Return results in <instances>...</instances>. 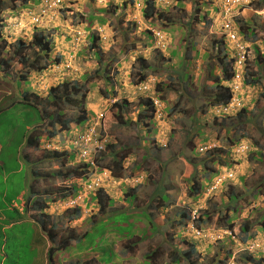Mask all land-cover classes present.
I'll return each mask as SVG.
<instances>
[{"label": "rangeland", "instance_id": "374dc122", "mask_svg": "<svg viewBox=\"0 0 264 264\" xmlns=\"http://www.w3.org/2000/svg\"><path fill=\"white\" fill-rule=\"evenodd\" d=\"M165 1L158 2L150 17L141 12L142 3L134 6L129 0L114 1L102 7L94 0H78L66 14L71 25H80L81 29L97 27L103 61H109L110 66L103 62V68L96 71L98 64L92 51L88 45H81L70 71L63 70L61 65L57 67L65 72L67 79H75L85 87L87 108L93 109V117L103 110L102 106L97 107L103 97L125 99L128 103L120 110L109 104L103 116L95 120L97 130L102 124L100 139L106 138L105 150L99 154L101 164L105 166L125 155L121 176L111 177L102 187V192L113 199L105 202L104 209H100V203L95 200V192L83 190L77 206L80 215L69 219L67 214L73 217L75 211L67 213L66 208L71 211L75 207L63 204L62 195H71L65 190L71 187L67 180H73L66 177V169L71 167L67 155H52L41 144L30 150V163L24 155L31 147L28 136L40 124L44 140H58L56 136L62 131L49 138L45 130L50 127L47 113L53 108L44 112L43 121L40 107L45 104V98L38 102L40 107L24 102L22 91L18 99L16 77L20 74V64L16 61H12L14 66L7 71L10 78L0 76V210L6 209L8 216L5 221L1 219L4 214H0L1 264H41L42 252L49 246L45 237L41 238L39 224L22 215L12 227L2 229L10 219H18V213L8 209V203L12 197L18 208L19 199L14 196L19 190L24 194L30 192L28 185L34 180L30 169L38 171L34 186L51 192L47 215L50 221L57 222L58 236L87 233L82 240L70 242L67 250L58 251L60 262L57 264H173V253L187 246L186 239L190 243L195 241L185 236L183 223L189 208L192 210L198 205H201L200 213L210 215L208 219L202 218L201 224L206 228L224 229L229 222L236 231L245 223L251 230L259 228L258 219L264 212V0H251L249 7L239 14L249 28L243 31L249 47L246 73H251L256 82L248 84L243 95L248 109L226 119L210 115L211 92L215 89L211 86L220 77L216 53L219 49L220 53L224 51L219 42L222 21L219 22V11L213 9L216 0L209 5L207 1L212 0ZM21 2L5 0L4 6L13 7ZM81 13L91 15V26ZM157 29L164 34L159 31L161 36L156 37ZM250 29L253 33L248 31ZM223 41L227 52L230 46ZM144 61L149 68H143ZM83 73L88 77H82ZM143 74L147 82L154 83L155 95L161 99L162 115L150 124L136 117L141 108L138 103L141 96L139 86L135 92L133 85ZM7 83L11 84L7 86ZM237 83V80L232 81L233 85ZM21 85L26 91L32 88L27 82H20ZM46 89L44 84L39 88L40 91ZM176 102L180 105L179 111L172 108ZM77 110L76 106L66 107L64 116L73 118ZM208 140L217 143L214 150L223 161L221 165H232L237 174L228 183L229 189L226 183L221 192L201 204L203 187L193 197L189 195V187L194 186V181L203 185L214 174L215 164L210 162L209 151H197V147ZM242 141L247 149L237 152L235 149ZM127 181L136 182L130 185ZM129 187L135 188L131 203L126 202L124 195ZM230 187L238 194L236 211H227ZM257 192L258 196L253 198ZM163 194L168 201L160 199ZM219 210H222L221 217ZM146 231L148 233L144 234ZM56 244H61L58 238L54 246ZM127 245L129 252L122 251V246ZM92 248L97 251H91ZM206 249L195 253L192 262L181 260L179 264H250L248 254L226 239L208 244ZM92 256L94 259H90ZM228 257L229 260H225Z\"/></svg>", "mask_w": 264, "mask_h": 264}, {"label": "clouds", "instance_id": "9594fccd", "mask_svg": "<svg viewBox=\"0 0 264 264\" xmlns=\"http://www.w3.org/2000/svg\"><path fill=\"white\" fill-rule=\"evenodd\" d=\"M77 1L78 0H22L20 5L13 6V7H9V6L6 7L4 6L5 0H0V3L2 4L1 11H0V39L3 37L9 42L8 44H6L5 49H4L5 52L2 54L4 58H8V57L11 58V54L13 52V48L11 44H13L15 41L17 42L19 39H21L25 43H29L32 40L33 34L36 32L42 33L49 42L50 51H48V55H46L43 50L39 49L32 43L26 44V46L29 48L28 57L30 58V56H36L37 54L40 57V60L38 61L39 65L42 66V64H44L45 66H47L46 68L41 69L40 71L39 69L38 70H28L27 66H23L21 63H18L16 60L11 59L12 61H16V64H20V67H19L20 74L18 77H16V82L18 84V99H20V95L22 91L23 100L26 98V101L24 102L28 101L31 104H34L40 107L41 104L38 102L41 101V98H45L46 100L45 104L41 105L40 107L41 111L42 109L44 110L43 112H46L48 108H53L55 112L58 111V108L56 111V109L51 104L48 103L49 101V96L47 98L48 89L50 88V86H54L58 84V82H61L63 80H69L67 79L66 75H63L65 72L64 71L61 72V69L57 66L61 65L63 70L70 71V68H72L73 66L74 58L75 57L78 58L81 45H88V49L92 51L93 56L97 60V64H98L96 71L99 72L103 68V62L105 63L106 66H110L108 65L109 61H103V52L101 51L102 48L100 47L101 38H100V34L97 31V27L81 29L80 25H77V26L71 25L66 20V14L71 12L70 10L71 7ZM94 1L95 2L97 1L98 6L102 7V6H107L108 4L113 3L114 1H119V0H94ZM160 1L166 2L165 0H154V9H155V6ZM124 2H126V0H122V3ZM129 2L133 4L134 6L139 3H142L143 10H141V12L145 15V11H146L145 0H129ZM250 2L251 0H240V2L233 5L231 9L227 13H225V10L227 8V6L225 5V0H216L217 6L219 9L218 17L220 16L219 22L222 21L221 23H219L220 24V28H219L220 35L225 40L226 46L228 44H234V49L232 46H230L227 52L223 51L225 52L227 61L229 62L228 63L229 71L232 74L231 78L230 80H227V81H223V80L221 81L220 77L222 76H221V65H220V77L219 79H217L220 81L221 84L227 86L230 89V93H231L230 99L226 103H215L214 96H213L214 92L211 93L212 101L210 104L211 105L210 115L216 119H226V117L231 114L241 115V112L243 109L244 110L248 109L247 107L248 103L244 101L243 95L247 91L246 90L248 88L247 85L250 84L245 80L247 79L246 68H247V64L249 61V57H248L249 47L245 40L243 42L238 41V39L240 37H244V35L242 33H239L241 31L240 30L241 27L237 20L238 18H240L239 14L242 11H244V9L249 7ZM74 12L75 14H77L79 11H74ZM83 15L85 16L86 20H89L88 25L91 26L92 24L91 15L90 16L85 15V13ZM145 17L147 16L145 15ZM226 22L229 23L231 27V31L235 33L237 41L240 44L246 45L248 54L246 55L245 59L241 61L240 63L238 62L240 58H239V55L237 54L236 43L234 40L230 39L229 37V33H228L229 30L225 27ZM157 30L158 31H156L154 35L156 37H160L161 33L159 31L161 30L160 29H157ZM54 33L56 37L54 36ZM162 33L164 34V32ZM149 34H150V31L148 32V35ZM58 39L60 40L58 41ZM138 57H141V55ZM142 60L143 59H141V61ZM144 65H145V61H144ZM144 65H143L144 69L149 68V67H145ZM11 66L13 67L14 65H11ZM10 68H8L5 71L0 72V76L2 77L6 76L7 78H10V74L7 73V71ZM237 73H239V77H237ZM21 74H25L24 79L20 77ZM82 77L87 78L88 76L83 73ZM251 77H252V74L249 73L248 78H251ZM145 78L143 80L137 81L133 85L134 86L133 89L135 90V92L137 91L136 88L139 86V90H140L139 96H141L139 98H141L140 99L141 101L138 103H139V107L143 108V109L140 108L138 110L136 117L140 120H143V118H145L144 120H148L146 124H150L151 121L155 117L162 115V112L160 110L161 99L160 97H157L155 95L154 83L147 82ZM233 80H237L239 83H237L236 85H233L232 84ZM69 81H73V84L74 83L79 84L83 87V90L86 95L84 106L87 108V103H88L87 96L88 95H87V90L85 89V87L82 84H80L78 81H76L75 79L69 80ZM20 82L23 84L24 82H27V85L29 86L30 84H32V88L26 91L24 85H21L20 87ZM157 82L155 83V86ZM8 84H11V83H7V86H9ZM43 84L44 86L47 87V89L40 91L39 88H41ZM212 84L213 85L211 86V89L213 87L216 88L215 86L216 84L215 83H212ZM77 97L78 98L80 97L79 94ZM143 100L147 101L148 104L143 106L142 104ZM117 101H118V98H110V99L104 98V97L101 98L97 107L102 106L103 110H101L99 114L96 115L95 113V116L93 117V114H92L93 109L88 110L87 108V111L90 114V118H89V121L86 123L85 128H82L79 126L78 128H76L77 126L75 123L71 124V128L69 130L68 129L61 130L60 126H57L55 129L56 133L58 131H62L60 135L56 136L58 137V140L51 141V140L42 139L41 147L45 150H48V151L50 150V152H52V155H60V154L65 155V156L67 154L70 155L71 152L74 151V147H76L75 155H71L72 158L67 155L66 160H69V162L71 163V167H67L66 169L67 174L72 173L73 172L72 169L76 168L77 166H80V164H83L84 162L89 165V171H86L84 169V173L82 174V176L75 177V178L72 177L73 180H67V181H70L71 187L73 185H76L79 187L75 189L71 195H68V197L64 199L63 204H66L67 206H69V208L71 207L76 208L78 205H80V202H79L80 192H82L83 190H89L87 193H89L90 191L95 192L96 195L98 191H102L103 190L102 187L104 183L106 182V180L109 181L111 177H116L112 175V172L115 169V166H114L115 162H119L120 158H123L122 159V162H123L125 158V155H122L118 159H112V161L108 163L112 165V170H110L109 168H106L107 167L106 164L105 166H103L101 162L99 161V157H100L99 154L101 150H105L106 145L103 142L106 141V138L103 140L100 139V131H101L102 124L99 126V130H97L95 128L96 126L95 120L96 119L99 120V118L103 116L102 113L105 112V108H107L109 104L112 103L115 106V103ZM70 106L77 107V106H80V103L73 101L71 105H68L66 107H70ZM179 106H180L179 103L176 102L172 106V108L174 109V111H179L180 110ZM65 108H63V110H65ZM172 108L169 109L170 112L173 110ZM141 112H144L143 114L146 117H143L142 115L143 118H141L140 116ZM48 120H49V117H48ZM39 126L38 128L41 129V126L40 127ZM47 129H51V127L49 128L46 127L45 130L47 131ZM56 133L52 137H54ZM199 133L200 132H198V134ZM52 137H49V138H52ZM63 138L65 139L61 141V139ZM32 148L33 147H30L24 155L28 156ZM216 148H217V143L214 140L213 141L208 140V141L202 142L197 147V151L200 153H205L209 151V153H211V152H216V150H214ZM246 149H247L246 143L242 141L236 147L235 150L237 152H243ZM55 151H56V154H54ZM74 162H76V165H74ZM211 163L212 165L215 164L214 165L215 171H214L213 176L208 177V178L204 177L207 179L203 185L199 181H194V186L199 185L198 192L191 194L190 190L193 189V186L189 187V195H191L192 197L196 194H199L201 191V188L203 187V190L200 194L202 195L201 204H203L205 201L212 199L215 196V194L221 192L226 183H227L226 186L229 189L228 183L232 182L235 179L236 174H237V171L232 168V165L229 166V164L227 163V165L223 167V165H221L223 161L219 160V158H215L214 161L211 160ZM206 167L208 168V165ZM30 173H31V169H30ZM67 174H66L67 179H70L71 177H68ZM32 177L35 180L37 176H34L31 173V178ZM34 180L31 181V183L34 184ZM71 182H73V184ZM135 182L136 181H127L126 183L130 185H135L134 184ZM82 187L83 189H81ZM104 190L108 192L107 189H104ZM228 194L229 196L231 195L236 196L232 200H229V203L235 202V201L239 202L238 194L233 192V187H230V191ZM257 196H258V192L253 194V198ZM163 197H166V199H164ZM160 199L162 201L169 200V198L165 194L161 195ZM8 205H9L8 209H13V211H16L19 217L22 214V216H25L27 220H31V222L34 221V218H30L29 216H27V214L22 212L21 205L18 204L19 207L17 208V205H15L14 202H11V201L8 203ZM19 208L20 210H18ZM200 209H201V205H198L197 208H194L192 210L190 207L186 215V220L183 223V225H185L184 227L185 236H189L195 239L194 241L195 243L194 242L190 243V240L186 239L187 246L184 249H187L189 244L193 245L194 246L193 253L191 254L190 258H187V256L183 254L184 249L178 250L177 254L173 253L171 263L179 264L181 260H184L186 262H192L194 260L195 253L198 254V253H201L202 251H206L207 250L206 246L208 244L216 243L218 241H224L225 239L227 241H231L232 243H235L240 251H243L246 254H248L250 264H262L264 262V231L260 229V226H262V223H263V221L261 222L260 218L262 217V215H264V212L261 214V216L258 219L260 223L259 228L257 230H252L254 233L253 236L247 239L246 241H242L241 240L242 233L240 232V229L239 231H236L235 229H233V226L232 228L228 227V224L231 222H229L224 229L215 230L210 227L206 228V226H203L201 224L202 218L208 219L210 215L207 213H204V214L200 213ZM5 210L6 209H3V211L0 210V214H4L2 218H8V216L5 213ZM221 212L222 210H219L218 212V216L220 215V217H221ZM19 217L17 221L10 219L8 223L12 222L13 224H15L16 222H19L20 221ZM178 220H179V217H178ZM6 225H4L5 228L7 227ZM125 249L127 250L125 251ZM128 250H129L128 245L122 246V251L129 252ZM42 254H43V261L41 264H48L49 262L47 259V249L46 251L43 250ZM146 256H148V253L146 254ZM57 257H58V252L56 253V255H54V258L52 259V262H51L52 264L54 263L55 260H57L56 264L60 262V260ZM175 258L176 260H174ZM225 260L228 261L229 257L226 258ZM102 263L109 264V262H106V263L102 262ZM69 264H73V263L70 262Z\"/></svg>", "mask_w": 264, "mask_h": 264}, {"label": "trees", "instance_id": "16d2710c", "mask_svg": "<svg viewBox=\"0 0 264 264\" xmlns=\"http://www.w3.org/2000/svg\"><path fill=\"white\" fill-rule=\"evenodd\" d=\"M177 1H181V0H177ZM211 2H213V0L209 1V2L207 1L206 4L209 5V3H211ZM1 6H2V4L0 3V11H1ZM145 9H146L145 15L147 17L151 16L153 14V11H154V0H145ZM213 9H214V11H219L217 3ZM238 22L240 24V27L242 28L241 29L242 31H240L239 33L243 34L244 29H249L248 23L242 17L238 18ZM248 31L250 33H253L252 29H250ZM244 40H245L244 37H240L238 39L239 42H243ZM219 42L223 46L221 49L225 51V49H223L224 48V44H223L224 41H223L222 37H221ZM8 43L9 42L5 38L2 37L0 39V72L5 71L8 68H10L11 61H12L11 59L16 60L18 63H21L23 66H27L28 70H38L39 69V71H40L41 69H44L47 67L44 64H42V66L39 65L38 61L40 60V57L34 51L33 52L36 54V56H30V58H29L28 57L29 48L26 46V44L32 43L33 45H35L39 49L43 50L46 55H48V51H50L49 50L50 49L49 48V42L42 33H40V32L34 33L32 40L29 43H25L21 39H19L17 42L15 41L13 44H11V46L13 48L11 58L10 57L4 58L2 54L5 52L4 49H5L6 44H8ZM229 46H232L234 49V44H231V45L229 44ZM216 54L218 55L219 63L221 65V76H222V77H220L221 81L222 80L223 81L230 80L232 74L229 71V65H228L229 62L227 61V57H226L225 52L220 53V49H219V51H217ZM263 56H264V54H263ZM139 59L141 61L142 58L139 57ZM144 66L149 67V65H147V64H145ZM210 72H212V71H210ZM185 75L186 74L183 72V78L185 77ZM248 75H249V73H247V79H245V80L248 83H255L256 80L254 79V77L248 78ZM24 76H25V74L20 75V77L22 79H24ZM144 78H145V75H142L141 77H139V79H137L134 82L136 83L137 81L143 80ZM215 84H216L215 85L216 88L213 91L214 92V95H213L214 96V102L215 103H226L230 99V95H231L230 89L227 86L221 84L219 80H217L215 82ZM157 90L159 91L160 88H158ZM82 93H84V94H82ZM78 94L80 96L79 98L77 97ZM48 96H49L48 103L51 104L56 109V111L58 108L57 112H55L53 110L52 113H47V116L49 117L47 124L51 127V129H47V136L48 137H52L56 133L55 129L57 126H60L61 130H63V129L69 130L71 128L72 123H75L77 127L78 126L82 127V128L86 127V123L89 121L90 114L87 111V108L84 106V101H85L86 95H85V92H84L83 87L81 85L75 84V83L73 84V81L63 80L61 82H58V84H56L54 86H50V88L48 89V92H47V98H48ZM23 101H26V98ZM73 101L80 103V106H77L78 107L77 115L73 118L63 116L64 115L63 108H65L68 105H71V103ZM26 103L31 104L28 101ZM142 104L144 106V105L148 104V102L143 100ZM126 105H127V103H126V100H124V99L117 101L115 103V106H117L116 108L118 110L126 107ZM150 109H151V107H150ZM43 111L44 110L42 109V111L40 113L42 120L44 119V117L46 115V113H44ZM243 111H245V110L243 109L241 113H243ZM143 113L144 112L140 113L141 118L146 117ZM142 115H143V117H142ZM119 118H121V117L119 116ZM144 119L145 118H143V120ZM42 139H43V133H42L40 128L36 127V129L33 131V133L28 136L27 142H28V145H30L34 149H37V147H40V144L42 143ZM232 141L233 140L231 139V142ZM75 148L76 147H74V151L71 152L70 155L67 154L69 157L72 158L71 155H75V152H76ZM54 154H56V151L54 152ZM26 157H27V160L29 161V156H26ZM215 158H219V160H222L220 156L219 157L217 156L216 152L209 153V159L214 161ZM122 159L123 158H120L119 162H115V164H114L115 169L112 172L113 176H116V177L121 176V173L123 170V167L121 164ZM211 160H210V162H211ZM106 166H107L106 168H109L110 170H112L111 164H106ZM84 169L86 171H89V165L85 162L83 164H80V166H77L76 168L72 169L73 172L68 173L67 176L71 177V178L72 177H74V178L80 177L84 173ZM31 173L34 176H38V171L36 169H31ZM28 188H29L30 192L26 193V194L22 193V201H21V199L18 200L19 205L22 206V212L27 214V216H29L30 218H34V221L32 223L36 222L39 224V226L41 228L40 232L42 234V237L41 236L40 237L43 239V236H44L45 237L44 239H46L49 242V246L47 249V259L49 262L48 264H52L51 262H52V259L54 258L55 252H58L59 250H65V249L67 250L69 248L70 242H77V241L82 240L87 233H84L83 235H79L78 233L77 234L71 233L69 236H66V237H64L62 235L58 236V234L56 232L57 223L50 221L49 215H47V213H46L48 206H49L47 201H48V198L51 197L50 196L51 192L40 191L34 186L33 183H30L28 185ZM77 188H79V187L76 185H73L72 187H69V189H65V190H68L69 193L72 194L73 191ZM134 189H135L134 187H129L128 191L124 193V195L126 196V202L131 203L132 197L135 198V196L132 195ZM198 191H199V185L193 186V189L190 190V193L193 194V193L198 192ZM19 192H21V191L19 190ZM100 192L103 193L102 191H98L97 195L95 193V195L97 196V197L95 196V198H96L97 202L100 203V209H104L105 202L108 201V203H109V202L113 201V199H109V197L106 196L104 193H103V195H101ZM130 195H132V196L128 197ZM16 196L17 195L14 196V199ZM62 197L65 199L68 196L66 193H64L62 195ZM235 197H236L235 195H231V196H229V200H232ZM163 198L166 199V197H163ZM236 206H237L236 202L228 203L227 211H236ZM66 209L65 210L67 213H70L73 210L75 211L73 217H71V215L67 214L69 219L78 217L80 215V212H81L79 207H76V208L72 209L71 211H69L70 209H68V208H66ZM18 217H19V215H18ZM260 220H261V222L263 221L262 226H260V229H262L264 231V215H262ZM29 221L31 222V220H29ZM232 226H233L232 223L228 224L229 228H232ZM240 232L242 233V237H241L242 241H246L247 239L251 238L254 234L253 231L250 229L249 224H247V223H245L244 225H242L240 227ZM146 233H148V231L144 232V234H146ZM57 238L59 239V242H61V244H59V245L56 244L54 246V243L57 241ZM91 251L95 252L97 250L92 248ZM193 251H194V246L189 244L187 249H184L183 254L186 255L187 258H190ZM90 259H94V256L90 257ZM174 260H176V258ZM73 264H76V263L74 262Z\"/></svg>", "mask_w": 264, "mask_h": 264}, {"label": "built area", "instance_id": "2783aa9c", "mask_svg": "<svg viewBox=\"0 0 264 264\" xmlns=\"http://www.w3.org/2000/svg\"><path fill=\"white\" fill-rule=\"evenodd\" d=\"M238 2H240V0H225V5L227 6L225 13H227L231 9V7L237 4ZM225 27L229 30L228 33H229L230 39L234 40L236 43L237 54L239 55V58H240L238 62L240 63L241 61L245 59L246 55L248 54L246 45L240 44L237 41L236 35L233 31H231V27L228 22L225 23ZM237 77H239V73H237Z\"/></svg>", "mask_w": 264, "mask_h": 264}, {"label": "crops", "instance_id": "0c3cea01", "mask_svg": "<svg viewBox=\"0 0 264 264\" xmlns=\"http://www.w3.org/2000/svg\"><path fill=\"white\" fill-rule=\"evenodd\" d=\"M23 193V192H22ZM22 193L21 192H19L18 194H17V196L16 197H18V199H22ZM11 202H13V198L11 197L10 199H9ZM18 210H20V208L18 209ZM4 215H2L1 216V219L2 220H5V219H7V218H2ZM12 225H14L12 222H10V223H8L6 226L7 227H12ZM2 229H5V226L3 225L2 226ZM34 229H35V227H34ZM0 264H1V262H0Z\"/></svg>", "mask_w": 264, "mask_h": 264}]
</instances>
